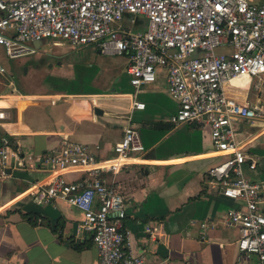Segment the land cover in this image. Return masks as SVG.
I'll return each instance as SVG.
<instances>
[{
  "label": "built area",
  "instance_id": "built-area-1",
  "mask_svg": "<svg viewBox=\"0 0 264 264\" xmlns=\"http://www.w3.org/2000/svg\"><path fill=\"white\" fill-rule=\"evenodd\" d=\"M46 40L128 55L136 110L146 108L139 92L165 72L168 93L177 103L171 121L209 128L216 150L227 154L208 169L205 182L245 202V210H228L225 222L239 227L240 252L255 254L264 264V183L244 174L245 165L256 169L261 158L245 152L235 130L239 121L264 122V108L242 101L244 88L229 86L237 76L264 84V0H0V45L10 58L34 53L35 42ZM6 72L0 60V75ZM8 115L0 110V120ZM144 150L138 130L128 123L112 159L99 160L88 145L69 137L45 159L61 171L46 186L45 199H63L83 212L99 264H147L123 226L126 196L115 178L133 154ZM23 160L9 135L0 136V173L6 175L11 164L22 166ZM28 160L35 168L33 157ZM79 170L86 175L70 179L62 173ZM107 171L115 175L110 180ZM154 230L146 228L150 234Z\"/></svg>",
  "mask_w": 264,
  "mask_h": 264
},
{
  "label": "crops",
  "instance_id": "crops-1",
  "mask_svg": "<svg viewBox=\"0 0 264 264\" xmlns=\"http://www.w3.org/2000/svg\"><path fill=\"white\" fill-rule=\"evenodd\" d=\"M120 62L123 71L112 79V91L92 85L100 68L87 61L79 67V76H52L65 81L59 85L51 80L60 86L55 91L8 92L0 100V108L9 113L0 120V136H13L24 158L22 166L11 164L6 175L0 173V264H99L83 212L63 199H45L46 186L61 172L45 159L64 137L88 145L99 160L112 159L128 123L138 130L145 150L133 154L116 176L109 171L104 176H115L126 196L122 223L131 232L134 251L142 253L147 264H261L257 255L240 252L239 227L225 222V213L245 210V202L209 189L205 182L208 169L228 157L216 150L210 129L171 121L177 103L168 93L163 71L138 94L146 108L133 109L134 89L117 85L125 78L130 83L129 57ZM229 86L244 88L242 101L264 108V84L242 77ZM96 108L103 113L97 114ZM235 130L245 152L261 158L256 169L244 166L245 176L264 183V122L239 121ZM29 156L35 168L28 167L33 161ZM62 173L70 179L86 175L80 170ZM260 208L264 212V187ZM149 226L153 234L146 232Z\"/></svg>",
  "mask_w": 264,
  "mask_h": 264
},
{
  "label": "rangeland",
  "instance_id": "rangeland-1",
  "mask_svg": "<svg viewBox=\"0 0 264 264\" xmlns=\"http://www.w3.org/2000/svg\"><path fill=\"white\" fill-rule=\"evenodd\" d=\"M106 58L114 59L110 61ZM125 58H128V55L105 56L102 52H98L95 45L76 49L66 41L55 43L54 40H46L42 42L41 47L36 52L13 59L7 55L4 47L0 45V60L7 67V72L0 75V100L4 99L5 93H8L12 86L19 95L43 94L55 91L57 85L53 86L54 84H50V81L53 80L55 83L59 81L61 82L59 85H63L65 81H57L52 76L58 75L66 78L79 76V67H85L83 65H86L87 61L91 65H98L100 68L98 77L92 82V85H96L103 91H112L114 86L111 81L123 71L124 64L120 61L125 62ZM58 62L61 66L56 65ZM50 63L55 66L50 68ZM110 66H115V68L109 70ZM117 85L121 88L124 86L122 89L125 87L126 89H134L130 87L129 80L126 78L123 83L117 82ZM120 102L123 103V100ZM0 110H3V108H0Z\"/></svg>",
  "mask_w": 264,
  "mask_h": 264
},
{
  "label": "trees",
  "instance_id": "trees-1",
  "mask_svg": "<svg viewBox=\"0 0 264 264\" xmlns=\"http://www.w3.org/2000/svg\"><path fill=\"white\" fill-rule=\"evenodd\" d=\"M8 92H10V93H14V92H16V90H15V88L12 86V88H10V90H9ZM4 135H8V134H4ZM9 137H10V139H11V141H12L13 149L16 150L18 147H17V142H16L15 138H14L13 136H11V135H9ZM76 247L79 248V246H77V245H76Z\"/></svg>",
  "mask_w": 264,
  "mask_h": 264
},
{
  "label": "water",
  "instance_id": "water-1",
  "mask_svg": "<svg viewBox=\"0 0 264 264\" xmlns=\"http://www.w3.org/2000/svg\"><path fill=\"white\" fill-rule=\"evenodd\" d=\"M35 46L39 47L40 46V42H35ZM95 111H96L97 114H102L103 113L102 109H100V108H96ZM77 227H78V223H75V225H74L75 232L77 231Z\"/></svg>",
  "mask_w": 264,
  "mask_h": 264
},
{
  "label": "bare ground",
  "instance_id": "bare-ground-1",
  "mask_svg": "<svg viewBox=\"0 0 264 264\" xmlns=\"http://www.w3.org/2000/svg\"><path fill=\"white\" fill-rule=\"evenodd\" d=\"M242 77H245V76H237V77L233 78V79L231 80V82H232L233 80H236V79H238V78H242Z\"/></svg>",
  "mask_w": 264,
  "mask_h": 264
}]
</instances>
